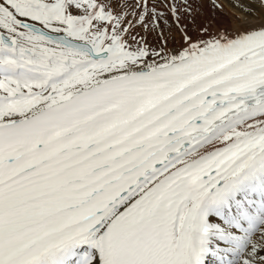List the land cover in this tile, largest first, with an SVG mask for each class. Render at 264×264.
<instances>
[{
    "label": "snow or ice",
    "instance_id": "snow-or-ice-1",
    "mask_svg": "<svg viewBox=\"0 0 264 264\" xmlns=\"http://www.w3.org/2000/svg\"><path fill=\"white\" fill-rule=\"evenodd\" d=\"M232 6L0 0V264H264V0Z\"/></svg>",
    "mask_w": 264,
    "mask_h": 264
},
{
    "label": "rangeland",
    "instance_id": "rangeland-1",
    "mask_svg": "<svg viewBox=\"0 0 264 264\" xmlns=\"http://www.w3.org/2000/svg\"><path fill=\"white\" fill-rule=\"evenodd\" d=\"M220 3L223 4V9H216L215 12L212 14V18L216 26H220L225 22H230L231 16H236L241 18L242 13H237V8H234L231 4H228L226 0H220ZM210 9H205V15L207 16Z\"/></svg>",
    "mask_w": 264,
    "mask_h": 264
},
{
    "label": "bare ground",
    "instance_id": "bare-ground-1",
    "mask_svg": "<svg viewBox=\"0 0 264 264\" xmlns=\"http://www.w3.org/2000/svg\"><path fill=\"white\" fill-rule=\"evenodd\" d=\"M226 2L228 4H233L235 2V0H226ZM243 2L247 3L248 0H243ZM238 9V8H237ZM237 13H241L240 9L237 10ZM242 16V15H241ZM242 18V17H241ZM240 19L236 16H231L230 18V22H225L223 24H221L219 27L220 28H223V29H226V30H233L236 28L237 26V20Z\"/></svg>",
    "mask_w": 264,
    "mask_h": 264
}]
</instances>
